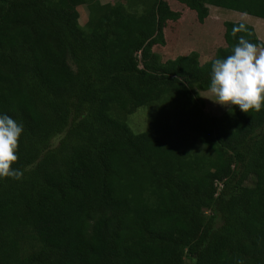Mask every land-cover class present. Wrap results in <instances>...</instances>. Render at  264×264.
<instances>
[{"label": "trees", "instance_id": "trees-1", "mask_svg": "<svg viewBox=\"0 0 264 264\" xmlns=\"http://www.w3.org/2000/svg\"><path fill=\"white\" fill-rule=\"evenodd\" d=\"M0 0V115L23 124L20 180L0 178V264H264V107L200 112L223 47L162 62L165 0ZM264 20V0H175ZM86 6L79 24L76 8ZM247 33L232 36L234 26ZM186 117L191 141L134 133L128 115ZM175 110V109H174ZM157 111V112H156Z\"/></svg>", "mask_w": 264, "mask_h": 264}, {"label": "rangeland", "instance_id": "rangeland-1", "mask_svg": "<svg viewBox=\"0 0 264 264\" xmlns=\"http://www.w3.org/2000/svg\"><path fill=\"white\" fill-rule=\"evenodd\" d=\"M118 0H103L102 3H115ZM123 3L125 0H121ZM170 9L180 13V18L173 22H167L164 32V45H155L152 52L157 54L162 62L175 59L178 56H185L191 52L198 54L200 64L213 58L215 51L224 46L222 40V27L225 21L242 22L251 25L257 37L264 44V20L252 17L243 13L225 10L216 7L209 8V16L202 23H198L195 12L188 10L184 5L175 0H165ZM79 14V24L84 26L88 18L86 6L76 8ZM193 98L197 97L196 103L203 116L222 117L230 108L214 103L215 99L209 91H194ZM166 107L173 111L171 115L162 116L158 122H153L152 115L156 107L144 106L136 109L128 115L126 123L134 133L143 131L157 132L158 135L168 139L170 142L185 144L184 141H191L194 145V137L187 124H182L184 116L179 108L174 104L166 102ZM175 109V110H174ZM157 112V111H156Z\"/></svg>", "mask_w": 264, "mask_h": 264}, {"label": "clouds", "instance_id": "clouds-1", "mask_svg": "<svg viewBox=\"0 0 264 264\" xmlns=\"http://www.w3.org/2000/svg\"><path fill=\"white\" fill-rule=\"evenodd\" d=\"M238 33L251 35L244 24L233 27L232 36L236 38ZM208 91L215 97L211 100L221 106H238L244 113L260 112L264 107V45L240 35L232 54L211 62ZM23 131V124L8 115H0V178L23 177V171L12 167L18 161Z\"/></svg>", "mask_w": 264, "mask_h": 264}]
</instances>
